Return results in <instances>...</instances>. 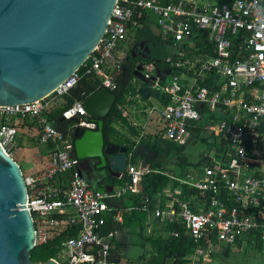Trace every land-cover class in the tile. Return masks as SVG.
<instances>
[{
    "label": "built area",
    "instance_id": "obj_1",
    "mask_svg": "<svg viewBox=\"0 0 264 264\" xmlns=\"http://www.w3.org/2000/svg\"><path fill=\"white\" fill-rule=\"evenodd\" d=\"M150 17L155 19L167 41L181 43L192 39L197 32L210 30L217 47L216 55L206 57L203 67L198 72L193 71V82L189 86H183L176 72L172 82L162 81L159 76L152 81L154 90L171 96V102L160 112L166 138L180 144L190 141L194 122L202 117L200 109L207 106L211 111L226 115L207 128L222 136L227 146L222 159L210 155L214 165L206 166L200 175H187L202 197L211 196L207 210L196 212L188 202L180 200L177 207L157 208L155 214L171 223L181 219L196 241L214 232L218 241L234 244L254 231H260L264 240V0H226L219 4L204 0H118L105 36L79 70L39 101L0 105V141L8 154L14 157L16 150L18 127L14 119H38V142L53 144L51 165L45 175L50 183L40 188L37 177L25 176V180L29 189V210L37 227V244L48 239L47 230L38 224H82L79 235L68 237L63 243L62 253L68 255L65 264L96 260V264H115L111 258V239L115 233L103 232L106 216L114 210L111 201L127 191L140 192L142 176L151 169L128 165L130 181L114 192L91 187L81 174L71 135L59 130L50 120L52 99L68 94L85 75L91 74L99 75L103 86L115 90L116 74L127 54L119 51L120 45L127 43L134 48L136 43L135 38L130 39L131 30L144 28ZM235 41L247 51L246 57L232 59ZM179 49L178 54L184 56V48L179 46ZM166 62L172 72L186 65L171 56ZM104 66L110 67L112 72L106 71ZM156 69L155 61L143 62L147 77L154 75ZM205 72H216L227 78L220 91L212 92L198 84ZM245 87H251L248 94ZM87 116L81 100L62 114L63 119H74L79 126L95 128L97 123ZM59 173H69L68 187L53 183ZM223 192H226L225 198ZM151 203V197L145 196L141 206L148 209ZM130 208L127 210L131 211ZM52 213L67 215V219L62 222L59 218H50ZM116 216L122 219L118 212ZM171 235L179 236V232L173 230ZM205 251L202 246L197 248L198 254Z\"/></svg>",
    "mask_w": 264,
    "mask_h": 264
},
{
    "label": "water",
    "instance_id": "obj_2",
    "mask_svg": "<svg viewBox=\"0 0 264 264\" xmlns=\"http://www.w3.org/2000/svg\"><path fill=\"white\" fill-rule=\"evenodd\" d=\"M117 1L0 0V105L39 101L79 70L105 36ZM147 44L148 40L136 43L133 56L138 48L150 57ZM169 73V68H157L162 80ZM134 74L147 84L139 88L144 97L160 95L149 87L156 76L147 77L143 63L135 67ZM116 100L115 92L102 86L83 101L88 115L97 120V128L76 126L73 130L77 157L92 171L105 168V179L108 173L121 176L130 160L128 147L107 142L104 134V117ZM151 152L141 144L134 155H144L145 166ZM95 161L99 163L94 165ZM29 207L23 169L0 141V264H61L55 258L32 259L37 227Z\"/></svg>",
    "mask_w": 264,
    "mask_h": 264
},
{
    "label": "crops",
    "instance_id": "obj_3",
    "mask_svg": "<svg viewBox=\"0 0 264 264\" xmlns=\"http://www.w3.org/2000/svg\"><path fill=\"white\" fill-rule=\"evenodd\" d=\"M205 2L211 1L213 3H223L226 0H204ZM146 26L142 29H148L149 26L154 25L157 26V22L153 17H150L149 22L145 24ZM139 33L140 29H132L130 32V39L135 38V43H139ZM159 37L162 41L165 42L169 46V53L166 56V59L168 56H171L175 58L176 61L181 60L185 62L186 65L181 66L179 69L180 70H173L169 67V64L166 62L163 66L159 67L162 70L169 68L170 73L166 76L165 80L166 81L169 76L172 77L174 73H178L181 76V82L184 87L189 86L193 82V71L196 70L197 72L203 67L204 61L206 60V57L208 56H214L216 55V42L215 38L212 35L210 30L206 31H200L197 32L195 36L191 37L192 39L189 38V40H185L184 42H176L174 40H169L167 41L164 39L161 31L159 33ZM143 40H148V39H143ZM142 40H140L141 42ZM148 43L149 40H148ZM235 45L232 47V59L236 58H244L246 57L247 51L245 49H241L239 46V42L235 41ZM179 46L184 48L186 51V54L184 56H181L178 54ZM133 47V46H132ZM130 47L127 43H122L120 45V50L121 52H126V56L123 60L122 67L120 71L116 74V82L117 78L121 76L122 73H125L127 68L130 67V65L133 66V74H134V69L135 67L139 64L136 62H133V55L132 59H129L128 53L133 49ZM195 51H198L197 53ZM156 62V60H154ZM157 66V64H156ZM105 70L108 72H112V69L108 66H104ZM158 68V66H157ZM144 73V72H143ZM152 76H159L157 74V69L155 71V74ZM156 79V78H155ZM153 81V80H152ZM152 81L148 84L149 87L152 88ZM131 82L136 89L138 90V93L135 95L128 96L129 101L125 106L122 107V112L123 115L127 118L128 123L123 124L121 121L115 123V127L121 132L123 136H126L132 140L135 141V145L132 150L129 149L128 145L126 143H119L121 145H125L128 147V152L130 155V160L128 165H135L137 167H149L152 172H161L160 170L157 169H152V167L149 164L150 160L153 159H162L165 155H162L159 157V151L155 148H153V145L156 144V142L161 138L163 141H165V122L162 120L160 112L165 107L167 104H163L160 99L158 98L161 95H151L150 97H144L140 92L139 88L142 86H146L147 84L145 83L144 80L138 78L135 74L133 78L129 81ZM172 82V81H171ZM227 82V78L223 77L221 74L216 73V72H205L198 81V84L201 86H206L210 89V91L215 92V91H220L224 84ZM117 88H118V82H117ZM116 88V89H117ZM114 91V90H112ZM156 91V90H154ZM251 91V87H245V92L248 94ZM166 94V93H165ZM170 97V102H171V96L167 94ZM58 97H54L52 99V105L50 107V110L56 103ZM78 101V100H77ZM84 101V100H81ZM117 101V100H116ZM169 102V103H170ZM116 103V102H115ZM168 103V104H169ZM114 106V105H113ZM112 109V108H111ZM204 109L207 110L206 113H204ZM201 112V119L198 121H195L194 124V133L195 129L198 127V125H201L202 129V136H205L208 138V141L210 143H214L215 147L211 149L210 151L207 149L205 151L199 152V156L197 159H194V157L189 156V160L191 161V164L188 165L187 167L181 168L178 165L170 163L172 161L171 158L168 159V167L172 171H168L166 174L170 175L171 178L177 182L175 186L173 184L163 188V190H159L154 192L153 196L149 195L148 193L143 194V184L142 180L145 175L142 176V179L140 181L139 187H140V192L133 193L131 191H127L122 197L119 199H113L111 201V206L114 207V210L110 213L107 214L106 217H111L114 222L117 223H124V217L126 214H132L134 211H140L144 213V216L141 215L140 219H137L136 221H133V223L126 225L123 229H111L109 232H114L115 234L112 236L111 243H112V251L111 249V258L115 262V264H141L142 259L144 258V255H149L150 251V245L148 242V236H159L161 234L167 233L164 223L162 222H168L166 220H162L160 217H158L155 214V210L157 208L161 209H169L170 207H177L178 204L177 202L180 200L186 201L189 203L190 207L196 211V212H201L205 211L210 207L209 201L211 199V196L209 197V194H207V198H204L201 196L200 191L191 184L193 179L191 177H188V173L190 175H200L204 170L205 167L208 165H214V161L212 157L210 156L211 154H214L215 157L218 159H222V153L223 151L227 148L226 142L222 138V136L217 135L213 130H210L207 128L209 125H214L215 123H218L220 120L224 119L226 117L225 114L219 112V111H211L207 106H204L200 109ZM50 113V111H49ZM204 113V116H203ZM62 118V116H61ZM87 119L90 121H95L97 123L95 128L96 129L98 126L97 120H93L91 116H87ZM65 120V119H62ZM202 120H205L204 123H201ZM13 122L17 124L18 127V135H20L21 138L26 137V139L29 141L30 144H37V145H42L41 148H39L35 152L33 164H31L30 167H28L27 172L28 174L26 176H34L39 179V186L40 188H43L46 186V184H49L50 181L45 178V175L51 165V150L53 148L52 143H46V144H41L38 142L37 137L40 134V128L38 124V119L28 117L25 118L23 121H17V119H14ZM21 125V126H20ZM199 125V126H200ZM76 126H79L75 123L69 128L67 131L68 134L71 135L72 140L74 142L75 138L73 136V130ZM131 127H135L137 132H134V130ZM193 133V136H194ZM192 139L188 142H196L195 140ZM145 138V141L142 142V139ZM168 139V138H166ZM169 140V139H168ZM107 141V140H106ZM112 142H115L113 140H110ZM107 141V142H110ZM173 141V140H170ZM176 144L182 145L176 141H173ZM186 143V145L188 144ZM118 143V142H115ZM141 144L148 145L149 148L152 149V152L150 156L148 157V162L145 166L142 165L144 155H134V151L136 147H138ZM184 145V144H183ZM223 148H222V147ZM222 149H221V148ZM219 148V150H218ZM156 151V153H155ZM74 153L76 154L75 151V145H74ZM77 156V155H76ZM134 156L137 157V164L132 163ZM15 158V156H14ZM17 160V159H16ZM18 161V160H17ZM19 163V161H18ZM99 161H95V164H98ZM20 164V163H19ZM46 167V170L43 168ZM89 165L83 163V161L80 159V171L82 170L84 172V177L88 181L89 185L93 188H97L102 191H108V192H114L122 187L126 186L127 183L130 181L124 182L125 175L129 176L127 174V169L122 172L121 176H114L108 173L107 179H105V175L107 173L105 168H94L95 170H90L88 169ZM42 170V171H41ZM178 172L181 174L179 175ZM25 175V173H24ZM130 177V176H129ZM69 173H59L55 176L53 183L56 185L66 188L69 186ZM67 180V181H66ZM184 193H189L190 196L184 197ZM137 195H144L143 199L145 196L151 197L152 203L149 205L148 209H144L142 205V201L140 200L138 203H135L134 197ZM226 195V192H223L222 197ZM142 197V196H141ZM205 199V200H204ZM131 207V208H130ZM130 208L132 209L131 211H128L127 209ZM118 212L119 215H121L122 219L119 220L117 219L116 213ZM55 213H52L50 218H57L54 217ZM58 214V213H57ZM171 223V222H168ZM174 224L179 225L183 228H185L184 223L182 222L181 219L177 220ZM66 223H61L56 226H52L51 224H38V226H41V228H44L47 230L48 233V238L54 236V233L56 231H63L65 229ZM185 230H187L185 228ZM188 231V230H187ZM109 232H106L107 234ZM105 233V232H104ZM257 236L261 237L260 231H254V232H249L245 234L242 238L237 240L236 245L241 246L243 242L249 243L250 246H257L259 244L257 240ZM48 240V239H47ZM261 240H263L261 238ZM66 241V240H65ZM119 242V246L117 247V244L115 242ZM264 241V240H263ZM217 244H209L205 250H213L215 246L218 244L222 246V244H227L223 243L217 240ZM234 244H227V245H234ZM132 245H136L140 247V250L135 256H129L127 254V251L130 249ZM203 246L202 244H197L195 246V251L190 254L188 257L191 259L192 264H208L206 261L207 258H210V252L205 251V253L198 254L197 253V248ZM204 247V246H203ZM63 246L61 251L58 254V259L61 264H65V262H68V255L62 253L63 252ZM123 249L124 253L126 254H118V251ZM224 249V248H222ZM149 252V253H148ZM148 253V254H147ZM205 258V259H202Z\"/></svg>",
    "mask_w": 264,
    "mask_h": 264
},
{
    "label": "trees",
    "instance_id": "obj_4",
    "mask_svg": "<svg viewBox=\"0 0 264 264\" xmlns=\"http://www.w3.org/2000/svg\"><path fill=\"white\" fill-rule=\"evenodd\" d=\"M140 42V40H137ZM151 50V56H146L144 58L145 62H150L156 60V64L158 67L164 65L162 60L153 59L152 53L153 49L151 48L150 43L147 44ZM135 46V45H134ZM196 53L198 51H195ZM132 50L128 53L127 58L132 59ZM90 62V61H88ZM83 69V68H82ZM81 69V70H82ZM133 66L130 65L127 68L125 73H122L121 76L117 78L118 88L114 90L117 101L110 110L109 114L104 117L105 125H104V134L107 141L113 140L118 143H126L130 150L133 149L135 145V141L123 136L121 132L115 127V123L121 121L123 124H127V118L123 115L122 107L125 106L129 101L128 96L135 95L138 93L136 87L129 82L133 78ZM103 86L102 79L97 74L85 75L80 82L70 90L68 94L58 96V99L52 109L50 110L49 117L54 126H56L59 130L67 132L69 128L75 123L76 120H62L61 116L63 111L74 104L77 100H85L92 93L97 91ZM163 104H168L170 102V97L161 92V95L158 97ZM207 110L204 109V113ZM203 113V116H204ZM205 120H202L201 123H204ZM200 125V124H199ZM195 129L193 140L202 141L208 145V150L210 151L215 147L214 143H210L208 138L202 136L201 125ZM134 132L136 131L135 127H131ZM145 141V138L142 139V142ZM186 144H176V143H168L163 141L161 138L153 145V148L159 151V157L162 159H153L149 161L152 169L160 170L161 172H152L143 177V194L148 193L153 196L154 192L159 190H163V188L173 184L175 186L177 182H175L170 175L166 174L170 170L168 167V159L171 158L172 161L170 163L178 165L181 168L187 167L191 164L189 160L190 153L186 151ZM222 147V146H221ZM220 147V148H221ZM223 148V147H222ZM221 148V149H222ZM219 150V148H218ZM137 157L134 156L132 163L137 164ZM180 175L181 173L178 172ZM124 182L130 180V177L125 175L123 179ZM67 181V180H66ZM145 195V194H144ZM144 195H137L134 197L135 203H138L140 200H143ZM184 197L190 196L189 193H184ZM141 215L144 216L143 212L134 211L132 214H126L124 217V223L114 222L111 217H107V223L103 228V232H109L111 229H123L126 225L133 223L137 219H140ZM65 222L67 219V215L57 214L53 215ZM164 223V227L167 231L164 235L161 234L159 236L149 235L147 238L150 245V253L149 255H144L141 264H192L191 259H189V255L195 251V246L197 244H202L205 249L209 244H217V235L212 232L210 235H206L200 241H196L195 238L189 233V231L185 230V228L176 225L174 223L162 222ZM82 224L79 222L76 223H66L65 229L61 232L56 231L54 236L49 237L48 240L44 243H38L31 251L32 259L38 262H45L50 258H58V254L62 249L63 243L68 237L78 236L81 230ZM176 230L179 232V236L171 235V232ZM257 240L259 242L258 246L262 243L261 237L257 236ZM117 247L119 246V242H115ZM202 246V247H203ZM223 253L225 255L230 254L231 246L222 244ZM114 251V249H112ZM209 251L212 256V250ZM147 253V254H148ZM210 256V257H211ZM205 259V258H202ZM209 264V263H208ZM212 264V263H211Z\"/></svg>",
    "mask_w": 264,
    "mask_h": 264
},
{
    "label": "rangeland",
    "instance_id": "obj_5",
    "mask_svg": "<svg viewBox=\"0 0 264 264\" xmlns=\"http://www.w3.org/2000/svg\"><path fill=\"white\" fill-rule=\"evenodd\" d=\"M160 29L157 26L151 25L148 29H140L139 39H148L153 49V59L162 60L165 63L167 54L169 53V46L165 44L159 37ZM172 81V77L169 76L167 83ZM21 126V125H20ZM165 141L168 143H174L165 138ZM187 153H190L194 159H197L199 152L205 151L208 148V145L202 141L197 142H188L186 145ZM42 145L30 144L26 137L21 138L20 135L17 136L15 142V159H17L25 173V176L28 174L27 168L33 164L35 152L41 148ZM37 149V150H36ZM46 170V167L43 168ZM42 171V170H41ZM223 246L221 244L215 246L212 250L213 254L210 258H207L206 261L209 264H264V241L260 246H250L249 243L243 242L241 246L236 244L231 246L230 254L225 255L223 253ZM123 249L118 251V254H126ZM140 250L139 246L132 245L127 251L129 256H135ZM122 254V255H123Z\"/></svg>",
    "mask_w": 264,
    "mask_h": 264
},
{
    "label": "flooded vegetation",
    "instance_id": "obj_6",
    "mask_svg": "<svg viewBox=\"0 0 264 264\" xmlns=\"http://www.w3.org/2000/svg\"><path fill=\"white\" fill-rule=\"evenodd\" d=\"M134 52L135 53H134V56H133V62H136V63H143V62H145L144 61V58L146 56H144V55H145L146 52L143 49L136 48Z\"/></svg>",
    "mask_w": 264,
    "mask_h": 264
}]
</instances>
